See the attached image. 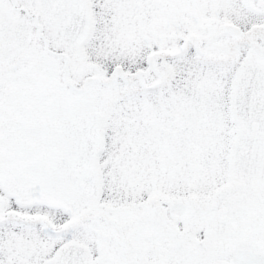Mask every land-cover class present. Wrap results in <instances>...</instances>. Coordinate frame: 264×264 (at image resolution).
Segmentation results:
<instances>
[{
    "label": "snow or ice",
    "instance_id": "snow-or-ice-1",
    "mask_svg": "<svg viewBox=\"0 0 264 264\" xmlns=\"http://www.w3.org/2000/svg\"><path fill=\"white\" fill-rule=\"evenodd\" d=\"M0 264H264V0H0Z\"/></svg>",
    "mask_w": 264,
    "mask_h": 264
}]
</instances>
